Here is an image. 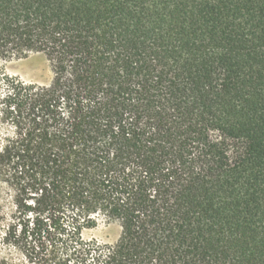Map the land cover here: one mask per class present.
I'll list each match as a JSON object with an SVG mask.
<instances>
[{"label":"trees","instance_id":"1","mask_svg":"<svg viewBox=\"0 0 264 264\" xmlns=\"http://www.w3.org/2000/svg\"><path fill=\"white\" fill-rule=\"evenodd\" d=\"M3 242L37 264H264V0H0ZM119 240L83 238L99 219ZM5 264V263H4Z\"/></svg>","mask_w":264,"mask_h":264},{"label":"rangeland","instance_id":"2","mask_svg":"<svg viewBox=\"0 0 264 264\" xmlns=\"http://www.w3.org/2000/svg\"><path fill=\"white\" fill-rule=\"evenodd\" d=\"M2 71L27 84L47 86L53 79L51 64L42 54H30L26 58L2 64L0 72ZM1 118L0 113V141L6 136H12L11 127L3 125ZM13 212L12 191L7 184L0 182V264H37L23 251L9 247L3 242ZM120 234L121 227L117 222H108L100 218L96 228L84 231L83 238L87 241L95 240L103 245H113L119 240Z\"/></svg>","mask_w":264,"mask_h":264}]
</instances>
